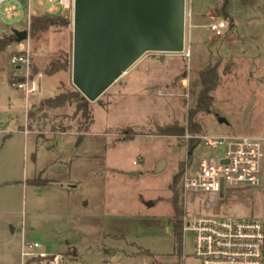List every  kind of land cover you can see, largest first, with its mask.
Wrapping results in <instances>:
<instances>
[{"label": "rangeland", "instance_id": "1", "mask_svg": "<svg viewBox=\"0 0 264 264\" xmlns=\"http://www.w3.org/2000/svg\"><path fill=\"white\" fill-rule=\"evenodd\" d=\"M8 1L2 12L15 5L19 17L2 13L0 34L7 27L29 38L0 56V264H22L23 241L64 255L62 264H198L192 232L183 235L182 255L176 252L177 220H264V189L227 190L214 207L210 195L186 192V173L192 178L199 158L215 153L201 143L190 155L186 138L159 133L187 126L204 85L201 72L214 68L212 106L197 116L200 136L264 138V0H186L185 52L145 55L91 104L93 123L82 133L69 107L50 112L46 126L27 128L33 107L77 91L73 13L68 27L31 38L30 1ZM31 9L32 16L64 13L38 10L35 0ZM217 21L226 23L223 37L209 30ZM26 50L31 72L34 67L42 74V91L28 100L20 89L25 72L10 62ZM54 59L69 64L44 75ZM54 125L71 129L55 134Z\"/></svg>", "mask_w": 264, "mask_h": 264}, {"label": "built area", "instance_id": "2", "mask_svg": "<svg viewBox=\"0 0 264 264\" xmlns=\"http://www.w3.org/2000/svg\"><path fill=\"white\" fill-rule=\"evenodd\" d=\"M30 1L29 17L33 10ZM8 0H0V16L7 19L19 17L15 5ZM38 10L47 7L48 13H56L60 9L73 13L74 0H35ZM209 30L218 37L226 31L224 21L214 22ZM11 65L25 72L20 89L28 100L29 97L42 91V74L31 72V55L29 50L13 55ZM29 106H26L27 111ZM28 114V112H27ZM186 140L203 143L215 153L213 156L199 158L198 168L192 178L188 172L184 177L183 186L186 192L208 194V204L212 207L217 203L216 196L224 197V193L238 189H264V138L260 137H228L213 138L206 136L186 135ZM136 164V163H135ZM221 197V199H222ZM183 235L192 232L195 236L194 257L198 264H264V220L236 218H202L182 221ZM43 245L27 243L21 245L22 264H62V254L48 255L41 252Z\"/></svg>", "mask_w": 264, "mask_h": 264}, {"label": "water", "instance_id": "3", "mask_svg": "<svg viewBox=\"0 0 264 264\" xmlns=\"http://www.w3.org/2000/svg\"><path fill=\"white\" fill-rule=\"evenodd\" d=\"M185 25L186 0H74V87L96 103L145 55L184 53Z\"/></svg>", "mask_w": 264, "mask_h": 264}, {"label": "trees", "instance_id": "4", "mask_svg": "<svg viewBox=\"0 0 264 264\" xmlns=\"http://www.w3.org/2000/svg\"><path fill=\"white\" fill-rule=\"evenodd\" d=\"M71 12L64 11L63 15H41L39 12H36L30 20V35L31 38H38L40 34L47 33L50 29H60L62 27H68L71 24ZM228 18V16L226 15ZM15 30L9 33L0 34V56H4L7 50L17 42ZM69 62L62 60H53L49 66L46 68V76H54L60 72H63ZM32 74L36 75L37 70L32 69ZM201 78L204 80L203 88L200 90L199 95L196 99L195 105L187 113V126H179L177 124L170 125L164 128H160V135L167 137H175L177 139H184L187 134L193 136L201 135V126L197 121V116L201 112H207L210 110L213 102L212 92L215 90L218 75L216 69H210L207 72H201ZM11 84H14V81H10ZM74 108L75 115L74 118L81 121L82 125L78 129V132H86L88 128L93 123V116L91 112V103H89L84 97H81V93L77 90H70L56 95L55 97L44 99L38 106L33 107V109L27 114L28 130L35 126H46L47 122L51 119L50 112L65 109V108ZM30 127V128H29ZM68 128L60 129L58 126L54 125L50 128L52 132L66 134ZM59 131V132H58ZM125 141V139H123ZM197 144L196 140L187 141L186 145L189 146L190 155L192 150ZM183 176L182 173L176 175L174 179L173 190L175 191V186L180 181V178ZM182 220H177L174 225V238H175V249L176 252L182 255V241H183V229H182Z\"/></svg>", "mask_w": 264, "mask_h": 264}, {"label": "crops", "instance_id": "5", "mask_svg": "<svg viewBox=\"0 0 264 264\" xmlns=\"http://www.w3.org/2000/svg\"><path fill=\"white\" fill-rule=\"evenodd\" d=\"M6 28H7V27H3L4 30L2 31V33H9V32H7ZM11 31H13V30H11ZM2 33H1V34H2Z\"/></svg>", "mask_w": 264, "mask_h": 264}]
</instances>
